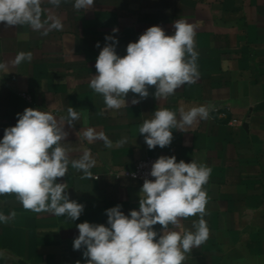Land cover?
Instances as JSON below:
<instances>
[{
    "label": "crops",
    "instance_id": "0c3cea01",
    "mask_svg": "<svg viewBox=\"0 0 264 264\" xmlns=\"http://www.w3.org/2000/svg\"><path fill=\"white\" fill-rule=\"evenodd\" d=\"M74 5L75 0L58 5L41 0L43 26L38 30L0 24V64L6 65L0 69V139L25 108L51 112L67 133L61 145L70 161L66 176L57 182L67 184L70 199L83 204L84 211L71 221L26 210L14 193L0 194V213H16L0 222V264H85L83 249H73L76 225L107 226L105 210L116 205L126 215L138 210L142 184L120 173L162 155L212 169L204 185L209 237L186 254L183 264H264V0H94L89 9ZM178 19L194 28L199 77L166 99L155 98L150 87L140 103L131 104L129 93L127 106L107 109L103 96L89 86L105 36H115L116 52L123 56L127 44L151 26L173 35ZM57 20L62 27L52 28ZM20 52H30L32 59L15 65ZM199 106L209 108L207 119L185 131L173 129L171 145L149 150L139 128L156 109L167 108L179 119ZM214 106L220 107L218 113ZM70 107L78 114L75 120L69 117ZM88 130L96 137L103 134L111 147L101 138L89 142L84 136ZM85 151L95 160L91 178L71 166ZM198 219L182 220V229L194 231Z\"/></svg>",
    "mask_w": 264,
    "mask_h": 264
},
{
    "label": "clouds",
    "instance_id": "9594fccd",
    "mask_svg": "<svg viewBox=\"0 0 264 264\" xmlns=\"http://www.w3.org/2000/svg\"><path fill=\"white\" fill-rule=\"evenodd\" d=\"M51 2L58 5L60 0ZM93 6L94 0H75L74 5L87 9ZM40 16L41 0H0V24L6 28L29 25L38 30L43 26ZM51 27L59 29L62 25L57 20ZM174 29L173 35H167L158 25L147 28L136 42L127 44L123 56L116 52L115 36H105L89 86L103 96L107 109L127 106L129 93L133 94L131 104L135 105L149 96L150 87L155 88L153 95L160 100L174 95L182 85L195 82L199 77V54L195 50L194 28L178 19ZM117 31L113 29L114 33ZM96 46L100 47L99 42ZM31 59L30 52H20L12 63L19 65ZM5 67L0 64V69ZM68 113L70 119L78 118L73 108ZM17 117L15 126L5 128L0 139V194L14 193L23 208L34 213L78 220L85 206L70 199L66 183L57 182L66 176L70 163L61 145L67 133L51 112L28 107ZM208 117L209 108L205 106L194 107L179 119L175 112L162 107L143 122L139 134L149 150L165 148L174 139L173 129L185 131L186 126ZM84 136L89 142L104 139L106 146L111 147L103 134L96 137L88 130ZM94 165L89 151L71 161V166L88 178L92 177L90 169ZM211 171L193 160L177 161L174 155L158 157L149 173L154 179L143 181L138 210L126 215L116 205L105 210L107 226L87 221L77 224L79 235L74 238L73 249H83L85 264H183L186 254L209 237L203 217L208 203L204 185ZM15 216L14 211L9 216L0 213V222L7 223ZM194 216H199L193 221L194 231L182 229L181 221Z\"/></svg>",
    "mask_w": 264,
    "mask_h": 264
},
{
    "label": "built area",
    "instance_id": "2783aa9c",
    "mask_svg": "<svg viewBox=\"0 0 264 264\" xmlns=\"http://www.w3.org/2000/svg\"><path fill=\"white\" fill-rule=\"evenodd\" d=\"M220 110L219 106H214L212 108L213 113H218ZM158 157H148L146 159L140 160L138 164L136 165V168L132 172H122L121 175H128L133 179H136L143 184V181L145 178L148 179H154L149 175L151 170L152 163L157 159Z\"/></svg>",
    "mask_w": 264,
    "mask_h": 264
}]
</instances>
